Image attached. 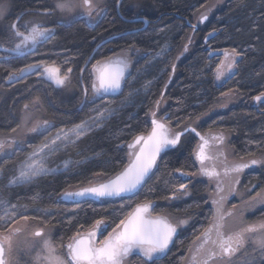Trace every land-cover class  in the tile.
Here are the masks:
<instances>
[{
  "label": "trees",
  "instance_id": "1",
  "mask_svg": "<svg viewBox=\"0 0 264 264\" xmlns=\"http://www.w3.org/2000/svg\"><path fill=\"white\" fill-rule=\"evenodd\" d=\"M209 1L125 0L119 9L123 17H130L137 12L151 20L145 29L136 31H129L130 23L118 16L116 0L105 1L108 5L106 16L96 25L58 14V18L65 19L56 28L52 27V37L40 45L37 51L46 59L73 69L69 87L55 91L49 82H42L46 85L39 84L40 80L34 75H27L21 80L19 91L10 87L7 90L5 86V91L10 93L11 103L16 101L17 108L23 102L29 103L36 97L40 98L43 116L48 117L46 119L53 125L40 135L35 133L24 149L18 150L1 164L0 168L4 171L0 175V196L10 204L27 209L24 207V212L17 217L18 222L22 216L29 217L37 226L51 229L53 241L59 243L61 237L66 241L78 226L87 228L93 220L102 216L111 221L107 229L110 231L119 223L122 214L145 200L154 202V215L165 214L174 223L188 217L193 220L196 216L193 211L204 204L202 196L208 189L206 183L193 184L194 192L186 201L182 197H165L171 196L174 185L187 179L179 177L175 169L180 168L187 173L197 172L192 155L196 143L194 133H185L179 144L160 155L151 178L136 195L102 202L89 199L81 203L79 208L61 199L64 191L88 185L94 173L114 174L126 165L128 149L125 143L135 135L149 132L151 116L145 114L156 110V101H160L157 118L167 113V121L173 131H180L186 125L200 132L222 131L227 134L228 144L235 149L236 154H244L247 150L254 153L259 148L264 150V103L252 99L264 92V0H224L204 23L198 24L193 30L196 13ZM7 2L8 12L30 14L41 4L47 5L42 8L53 9L56 0ZM56 14V11L53 12L52 17ZM214 28L218 30L216 34L204 41ZM114 35L117 36L95 50L92 58L95 61L92 63L126 51L127 46L134 42L140 51L128 53L131 59L128 83L119 95L96 99L94 103L88 102L79 108L83 100L82 85L90 83L88 72L85 71L82 77L80 69L97 41ZM188 37H191V43H188ZM185 44L188 45L187 52L183 51ZM232 48L241 51L243 58H238L234 74L219 85L215 79V69L223 55L209 56V53L224 49L230 51ZM33 59L36 58L24 56L17 59L15 64L7 65L5 62V75L8 70L24 66ZM102 101L110 102L108 106L112 109L111 113L76 144H70L67 148L62 146L50 156V166L70 158L73 160L70 167L39 177L29 184L7 186L19 163L34 146L58 129L88 119L93 114L94 106ZM5 113H8L7 105ZM6 119L10 118H5V122ZM190 177L197 179V176ZM121 204L126 206L121 209ZM44 209L49 211L48 215L44 214ZM2 230L3 226L0 225ZM187 236L176 233L171 255L180 249L178 244L186 241Z\"/></svg>",
  "mask_w": 264,
  "mask_h": 264
},
{
  "label": "snow or ice",
  "instance_id": "2",
  "mask_svg": "<svg viewBox=\"0 0 264 264\" xmlns=\"http://www.w3.org/2000/svg\"><path fill=\"white\" fill-rule=\"evenodd\" d=\"M116 3L119 5L120 0H116ZM100 4L101 0H79V3H72L71 0H56L53 9H44L38 15L48 16L55 11L72 12L79 8L83 15H86L91 21L105 12ZM211 7H208L207 12L211 11ZM8 11L7 0H0V21L6 19ZM207 12L199 17L201 23L208 19ZM147 22L145 19L144 23ZM192 28L195 30L196 25H192ZM217 31L214 28L205 36V40L213 37ZM53 32V28L45 27L41 21L23 20V16H18L16 20L7 25L8 42L12 46L6 48L5 51L18 56L34 52L39 44L52 37ZM191 42V37H188V43ZM3 46V43H0V47ZM139 51L140 49L133 42L127 46L126 51L122 50L121 54L97 60L90 69L87 68L90 61H86L85 67L80 69V73L83 77L84 72L87 71L90 83L82 85L81 106L83 107L88 102L94 103L96 99L104 98L109 94L121 92L131 75L129 72L131 59L128 53ZM183 51H188L187 44L184 45ZM222 55L224 59L220 60L215 69L217 80L230 78L234 74L238 58H243V53L236 48H232L230 51L224 49ZM209 56H211V52ZM172 67L174 70L175 65L173 64ZM33 72L38 77H45L58 87H63L70 82L73 69L71 67L62 69L55 61L40 60L8 71L7 79L9 81L20 80L26 74ZM252 99L264 103V92ZM38 101L39 98H37ZM159 104L160 101H156V110L145 114L151 116V130L147 136L135 135L131 141L125 143L128 149V163L121 170L114 174L94 173L93 177L88 180L87 186H80L76 191H64L61 194V199L70 201L76 208H79L81 203L89 199L102 202L106 198L119 197L123 199L125 195H136L151 178L161 152L179 144L185 133H194L199 138V143L193 149L192 155L199 163V168L195 173H187L177 168L175 173L181 178L201 175L207 177L210 184L215 183L214 198L212 199L215 212L208 227L204 228L196 237L194 251L190 249V264H233L237 254L245 249V245L249 241L254 245V252L264 255V220L249 223L243 216V212L247 208L255 207L257 204L264 205V195L257 193L255 197L246 202V209H241L238 216L235 205L232 206V209L224 208L228 197L235 192V188L232 186L227 187L226 190L225 181H231L234 175H238L250 167L264 166V156L249 158L247 161L241 157L240 161L229 163L223 151H216L214 154L212 152L213 147L219 148L224 144L225 138L222 134L204 135L190 125L184 126L182 131H173L167 121V114L157 118ZM24 107L27 109L28 105L26 104ZM92 111H95L96 115L88 120H82L79 124L73 125L71 129H58L53 137H46L39 145L30 146L33 147V150L17 166V173L9 178L7 186L32 183L39 177L58 171L61 166L67 169L72 163L70 160H65L56 169L49 168L47 161L50 156L60 150L61 146L67 148L70 144H76L81 137L92 130L94 124L98 126L110 110L105 107H97ZM30 120L31 114H26L23 118L24 125H27ZM52 126L51 121L48 120L36 121L27 131L39 133ZM11 132L16 133L17 129L13 128ZM21 143V140L11 134L0 135V154L10 155L8 150H12L14 146L19 147ZM118 147L120 146L118 145ZM3 171L4 169L0 168V175L3 174ZM101 180L103 182H99ZM235 183H238V180ZM188 194V184L178 183L173 186L171 196L165 197V199H179ZM125 206V204H121L120 208L123 209ZM153 208L154 202L150 200L137 203L131 211L122 214L119 223L112 227L106 236L103 233L111 226V221L105 216L93 220L87 228L84 225L78 226L66 241L64 237H61L58 244L51 239V229L38 228L32 233L34 238H38L40 245V251L34 258L35 264H129V260L133 256L139 264H158L167 255L169 245L173 242L178 227L187 224L188 220L174 223L165 214L153 215ZM25 210H27L26 207ZM42 211L45 215L49 214L47 209ZM19 215L20 210L17 205L10 204L9 201L0 198V225L3 226V231H0V264H11L8 256L12 252L13 236L20 232V229L13 225L18 223ZM231 217H235V222L238 225L235 229L225 223L226 218ZM21 219L27 221L29 217L22 216ZM42 222L47 224L46 221ZM98 234L103 238L98 239Z\"/></svg>",
  "mask_w": 264,
  "mask_h": 264
},
{
  "label": "flooded vegetation",
  "instance_id": "3",
  "mask_svg": "<svg viewBox=\"0 0 264 264\" xmlns=\"http://www.w3.org/2000/svg\"><path fill=\"white\" fill-rule=\"evenodd\" d=\"M123 1H125V0H121L119 5H117V3H116V9H117L118 16H122L119 9H120L121 3ZM45 5L41 4V7L39 6L38 8L35 9L34 13H30V14H21L19 11L18 12H8L6 19L3 21H0V24H2L0 26V43H3V45H4L3 47H0V132L5 133V132L11 131L13 128H15V124L17 122V118H19V114L21 112V109L24 107V105L28 104V103L23 102L21 104L20 108H17L16 107V101L11 103V100L9 98L10 93H9V91L8 92L5 91V86H6L7 90L10 87L11 89L17 88V91H19L18 87L21 86V84H20L21 80H23L27 75H34L36 79L40 80V82H38L39 84L46 85L45 83H42V82H49L51 84L50 87L53 88V90H55V91L56 90H65V89H67V87H69V83H67L63 87H58L57 85H55L54 83H52L48 79H45L44 77H38L34 72L26 74L20 80H11V81H9L7 79L8 71H10V70H8L7 75H5V62H7V65L15 64L17 59L24 57V56L29 57V58H31V57L36 58V59L30 60V62L28 64L34 63V62L40 61V60L52 62V61L46 59L47 57L42 56L37 51L38 47L40 45H42L45 41L43 43L39 44L34 52L28 53V54L23 55V56H18L14 53H9V52L5 51L6 48H9L12 46L11 43L8 42V34H7V29L5 28L6 27L5 23H9V22L11 23L12 21L16 20V18L18 16H23V20H30L31 19V20L41 21L44 23L45 27H49V28H52V27L56 28V25H59L62 23L63 19H65V18H58L59 16H58L57 11H56L57 14L55 15L54 18L52 17L53 14L48 15V16L38 15V13L43 12L44 9H46V8H42V7H45ZM102 5L104 6L105 12L100 17H96L95 19H93L91 21L89 20V18L86 15H83V14L79 15L77 13H71V14L69 13L68 15L67 14H65V15H66L67 19H73V18L83 19L85 22H87L90 25H96L100 21V19H102L106 16V13H107L108 5L105 3H103ZM49 10H51V9H49ZM71 15H72V17H71ZM141 15H143V14L135 12L130 17H123L122 16L125 22L130 23V27L128 28L129 30H133V29H136L137 27H141L143 25V23L142 22H132V21H129L127 19L139 17ZM61 17H63V16H61ZM21 22H23V21H21ZM194 24H196V23L194 22ZM198 24H201V23H198ZM107 38L104 37V38L100 39L99 42L97 41V44H96L94 50L91 52V55H90L89 59L87 60V61H90V63L87 64L88 69L91 68V65L93 64L92 62L95 61L94 59L92 60L95 50L98 47H100L102 44H104L105 43L104 40ZM101 42H103V43H101ZM100 60H102V59H100ZM59 65L62 67V69H66L63 64L59 63ZM21 66L24 67L23 65H21ZM21 66H19V68H22ZM83 67H85V63L82 66V68ZM33 87H35V86H32V88ZM15 96H17V94ZM35 102H37V97L35 98V100H33L32 102H29V103H35ZM37 103L40 105V107H42L40 98H39V101ZM6 105L8 107V113H5V106ZM80 107H81V105L79 106V108ZM40 109H42V108H40ZM63 109H68V107H63ZM165 114H167V113H165ZM165 114L163 116H165ZM5 118H10V119H6V122H5ZM43 118H48V117H46L44 115ZM167 118H168V114H167ZM42 132H39L36 134L40 135ZM198 132H200V131H198ZM200 133L204 134V135H208L210 133L211 134H222L224 136V138H225L224 144L222 146H220L219 148L213 147L212 152L214 154L216 151H223L225 153V155L227 156L229 163L238 162V161H240L241 157L244 158V161H247L249 158H258L260 156H264V150H261L260 148L254 153H251L249 150H247L244 154H236L235 149L233 150V148L228 144L229 141H228V138L226 137L227 134L222 132V131H216V132L215 131H213V132H210V131L204 132L203 131ZM34 134L35 133H30L29 134L30 137L27 138L26 141L22 145H19V147L14 146V148L12 150H8L11 153L10 155L0 154V167H1V164L5 163L6 158H9V156L13 155L18 150L24 149L28 145V143L31 141V138L34 137ZM198 143H199V138L196 136V143H195L194 148L196 147V145ZM250 154H251V156H250ZM196 164H197L196 168L198 170L199 163L196 162ZM195 176H197V179H191V177L184 179V180L181 179L182 180L181 183L188 184V192H189L188 195L182 196V199L186 201V199L190 198L192 195V192H194L192 189V185L193 184L197 185L200 182H202V183H206V187L208 188L205 191V194H203V196H202L204 199V204L199 205L198 210L193 211V214L196 215L193 220H191V218L188 217V219L190 220V221H188V224L186 226L178 227L177 233L183 234V235L188 234L187 240L178 244V248L180 247V249L177 250L176 253H173V255H171V248H172L173 243H174V242H172L171 245L169 246V251H168L167 255L162 260L159 261V262H162V264H190V261H191L190 249L194 251L195 246H196V243H195L196 237L200 235L201 231H203L204 228L208 227L209 222H210V220L213 217V214L215 212V208L212 204V199L214 198L213 192L215 189V183L210 184L207 177H204L201 175H195ZM236 180H238V183H235ZM225 186H226V190H227V187H229V186L234 187L235 192L228 197V200L224 204V208L226 210L232 209V206L235 205L236 206L235 211H236L237 216H238L240 213V210L245 208L246 202H248L250 196H255L264 187V166L257 165V166H253V167H250L248 169L243 170L238 175H234L232 177L231 181L226 180ZM240 194H242V195L240 196ZM243 194L246 197L243 196ZM247 210H245V212ZM245 212H243L244 219H245V221H247L249 223H256V222H259L261 220H264V206H258V209L254 213H249L248 211L246 213ZM184 219H187V218H184ZM192 222L194 224H191ZM225 223L233 229H235L238 226L235 222V217L226 218ZM13 227H18L20 230H22V233L19 232L18 234L15 235V238H13L14 240L16 238H18L17 243H15V248H16L20 244L19 241H25V239H26L25 235L32 236L33 232L29 228H27V226L26 227L13 226ZM110 231H105L103 233V235L106 236L108 234V232H110ZM29 232H30V234H29ZM51 238H52V232H51ZM97 238L102 239L103 236H100L98 234ZM29 240L32 241L33 238L29 239ZM27 242H29V241H27ZM13 245H14V242H13ZM21 245H22V247L18 248V252L16 254V256H18V258L16 257L13 259L12 258L9 259V256H8V259L10 260L11 264H35L34 258L36 256L37 252L40 251V248H38L39 244L33 245V244H28V243H25V244L21 243ZM252 246H254V245L251 243V241H249L245 245V249L242 250L241 253H238L234 260L239 259V257L242 258V257H246V256H247L246 260H248V254L250 255V253H251L250 250L252 249ZM173 256L176 258H174ZM171 257H173V258H171ZM129 262L132 264H139V262L136 260V258L134 256L130 258Z\"/></svg>",
  "mask_w": 264,
  "mask_h": 264
},
{
  "label": "rangeland",
  "instance_id": "4",
  "mask_svg": "<svg viewBox=\"0 0 264 264\" xmlns=\"http://www.w3.org/2000/svg\"><path fill=\"white\" fill-rule=\"evenodd\" d=\"M105 1L106 0H101V4H100V6L101 7H103L104 8V6L102 5L103 3H105ZM223 1L224 0H210L206 5H204L197 13H196V17H195V23L196 24H198V23H200V20H199V17L201 16V15H203V14H205L206 12H207V9H208V7L209 6H212L211 7V11L210 12H207V15H208V17L223 3ZM71 2L72 3H79V0H71ZM58 12V11H57ZM71 14V13H77V14H79V15H81V14H83V12L79 9V8H77V9H75L74 11H72V12H64V13H61V12H58V14H61V15H65V14ZM76 15V14H75ZM71 17H72V15H71ZM10 23V22H9ZM9 23H5V28L7 29V25L9 24ZM45 78V77H44ZM46 79V78H45ZM108 103L109 102H106V101H102V102H100L99 104H97L96 106H94V108H97V107H105V108H108L110 111L108 112V113H106V115H105V118L111 113V111H112V109L108 106ZM28 105V108L27 109H25V107H23L22 109H21V112H20V114H19V118L17 119V122H16V124H15V128L17 129V132L16 133H12L11 131H7V132H0V135H9V134H11V135H13V136H15L17 139H19V140H21L22 141V143L20 144V145H22L25 141H26V139L27 138H29L30 136H29V134H30V132H28L27 131V129L28 128H30V127H32V125H33V123H35L36 121H43V120H48V121H50L49 119H46V118H43V111H42V109H40L41 107H40V105L37 103V102H35V103H28L27 104ZM81 105V104H80ZM25 106V105H24ZM93 108V109H94ZM26 114H31V120L27 123V125H24V123H23V118H24V116L26 115ZM96 115V112L95 111H93V114L90 116V117H93V116H95ZM90 117H88V119L90 118ZM88 119H85V120H88ZM101 122V121H100ZM80 123V122H79ZM79 123H76V124H79ZM18 125H20V127H17ZM73 125H75V124H73ZM73 125H71L70 127H67V128H62V129H65V130H67V129H71L72 127H73ZM94 127H97V125H93V127L92 128H94ZM56 132L57 131H55L51 136H49L48 138H51V137H53L55 134H56ZM62 147V146H61ZM33 150V149H32ZM31 152V151H30ZM26 158V157H25ZM25 160V159H24ZM23 160V161H24ZM65 160H70V161H72V163H73V160L72 159H70V158H68V159H65ZM65 160H63V161H61L60 163H57V164H55V165H49V162H50V157H49V159H48V161H47V166L49 167V168H51V169H56L58 166H61L62 164H63V162L65 161ZM22 162V161H21ZM72 163L69 165V167L72 165ZM20 164V163H19ZM63 170H65V168H63L62 166L61 167H59V170L58 171H56V172H54V173H57V172H60V171H63ZM16 173H17V170H16ZM15 173V174H16ZM14 174V175H15ZM75 189H77V188H71V189H68V190H66V191H73V190H75ZM252 189V188H251ZM247 193V192H246ZM258 193H261L262 195H264V187L260 190V192H258ZM242 194H240V196H241ZM243 196H245L244 194H243ZM256 196V195H255ZM255 196H250V198H249V200L248 201H250L253 197H255ZM246 197V196H245ZM0 198H3V199H5L4 197H1L0 196ZM6 200V199H5ZM15 205V204H14ZM18 206V205H17ZM258 206H264V205H261V204H257V205H255V207H252V208H247L246 210L249 212V213H254L257 209H258ZM18 208H19V210H20V214L22 213V212H24V207H21V206H18ZM245 208H246V206H245ZM244 208V209H245ZM246 211V212H247ZM245 212V211H244ZM245 212V213H246ZM153 215H154V213H153ZM182 220H188V221H190L188 218L187 219H182ZM188 224V223H187ZM187 224H184V225H181V226H186ZM17 225L19 226V227H26L27 226V228H29L32 232H34L35 230H37L38 228H41V227H39V226H37L36 224H35V222L34 221H32V220H30V219H28L27 221H24L23 219L22 220H20L18 223H17ZM43 228V227H42ZM46 230H47V228H45ZM20 232L22 233V230H20ZM20 233V234H21ZM29 234H30V232H29ZM25 237H26V239H25V241H19V245L15 248V243H17V239L18 238H16L15 240L13 239V242H14V245H13V248H12V252L9 254V259H13V258H18V256H16V254H17V252H18V248L19 247H22V245H21V243H28V244H36V245H38L39 244V242H38V238H34L33 236H29V235H25ZM31 237V238H30ZM13 238H15V235L13 236ZM33 238V240L32 241H30L29 239H32ZM52 239V238H51ZM27 241H29V242H27ZM38 248H40V245H38ZM16 249V250H15ZM34 249V248H33ZM251 251V253H250V255L248 254V260H246L247 259V256L246 257H239V259H237V260H234L233 261V264H264V255H261L259 252H254V246H252V249L250 250Z\"/></svg>",
  "mask_w": 264,
  "mask_h": 264
},
{
  "label": "water",
  "instance_id": "5",
  "mask_svg": "<svg viewBox=\"0 0 264 264\" xmlns=\"http://www.w3.org/2000/svg\"><path fill=\"white\" fill-rule=\"evenodd\" d=\"M121 1V0H120ZM118 5V4H117ZM145 19L148 21L147 23H144V21H145ZM127 20H129V21H132V22H142L143 23V25L141 26V27H139V28H137V29H133V30H129V31H136V30H138V29H145L146 27H147V25H148V23H149V18L148 17H146V16H144V15H141V16H139V17H134V18H130V19H127ZM205 21H203L202 23H204ZM201 23V22H200ZM201 23V24H202ZM194 25H196L197 26V24H194ZM216 34V33H215ZM115 36H117V35H114V36H112V37H108L107 39H105L104 41L106 42V41H108V40H110L111 38H113V37H115ZM210 38V37H209ZM208 38V39H209ZM207 39V40H208ZM207 40H205L204 39V41H207ZM103 41V42H104ZM103 42H101V43H103ZM222 53V51H213V52H211V55H219V54H221ZM118 54H121V52L120 53H117V54H115V55H118ZM115 55H112V56H115ZM112 56H110V57H112ZM223 59H224V57H223ZM130 67H131V65H130ZM129 72H130V68H129ZM235 72V71H234ZM215 79H216V77H215ZM229 79V78H228ZM228 79H224V78H222L221 80H217L216 79V81H217V84H219V85H221V84H223V83H225V81H227ZM123 88H124V86H123ZM123 88H122V90H123ZM122 92V91H121ZM121 92H119V93H117V94H109L108 96H116V95H119ZM151 130V129H150ZM150 130H149V132H150ZM183 130V129H182ZM182 130H180V131H182ZM148 132V133H149ZM198 132V131H197ZM148 133H146V134H143V135H145V136H147V134ZM171 148V147H170ZM169 149V148H168ZM138 150V149H137ZM167 150V149H166ZM164 152V151H163ZM163 152H161V154L163 153ZM160 154V155H161ZM160 157V156H159ZM159 157L157 158V161H158V159H159ZM127 163H128V161H127ZM126 163V164H127ZM154 170V169H153ZM100 182H103V181H100ZM85 186H87V185H85ZM141 189V188H140ZM139 189V190H140ZM76 190H79V188H77V189H75V190H73V191H76ZM131 196H133V195H125L123 198H126V197H131ZM109 199H111V200H113V199H120L119 197H114V198H106V199H104V200H109ZM67 202H70V201H67ZM72 203V202H71ZM136 205V204H135ZM135 205L132 207V208H134L135 207ZM132 210V209H131ZM130 210V211H131ZM18 226V225H17ZM175 237V236H174ZM174 237H173V239H174ZM171 245V244H170ZM169 245V246H170Z\"/></svg>",
  "mask_w": 264,
  "mask_h": 264
},
{
  "label": "bare ground",
  "instance_id": "6",
  "mask_svg": "<svg viewBox=\"0 0 264 264\" xmlns=\"http://www.w3.org/2000/svg\"><path fill=\"white\" fill-rule=\"evenodd\" d=\"M89 59V58H88Z\"/></svg>",
  "mask_w": 264,
  "mask_h": 264
}]
</instances>
